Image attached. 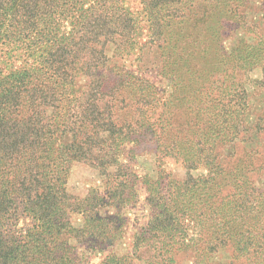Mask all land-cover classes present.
I'll use <instances>...</instances> for the list:
<instances>
[{
  "label": "rangeland",
  "instance_id": "obj_1",
  "mask_svg": "<svg viewBox=\"0 0 264 264\" xmlns=\"http://www.w3.org/2000/svg\"><path fill=\"white\" fill-rule=\"evenodd\" d=\"M124 2L138 42L113 61L142 80L119 89L126 101L114 112L135 142L106 175L72 165L69 191L105 194L107 181L124 177L119 212H101L121 227L107 250L128 264H264V0L159 3L153 29L140 0ZM167 209L179 235L151 237L150 223ZM105 256L85 252L82 264Z\"/></svg>",
  "mask_w": 264,
  "mask_h": 264
},
{
  "label": "trees",
  "instance_id": "obj_2",
  "mask_svg": "<svg viewBox=\"0 0 264 264\" xmlns=\"http://www.w3.org/2000/svg\"><path fill=\"white\" fill-rule=\"evenodd\" d=\"M140 1L151 23L173 0ZM134 12L124 0H0V264H82L89 251L128 264L107 250L121 227L101 212H119L127 181L115 176L105 194L77 195L68 176L74 164L106 175L122 145L135 142L114 108L126 101L119 89L142 79L113 61L136 49ZM168 211L150 223L151 237L179 235Z\"/></svg>",
  "mask_w": 264,
  "mask_h": 264
}]
</instances>
